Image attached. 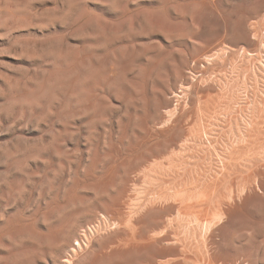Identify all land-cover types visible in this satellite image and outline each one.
<instances>
[{"label":"rangeland","instance_id":"rangeland-1","mask_svg":"<svg viewBox=\"0 0 264 264\" xmlns=\"http://www.w3.org/2000/svg\"><path fill=\"white\" fill-rule=\"evenodd\" d=\"M263 26L264 0H0V264L171 262L176 192L222 207L173 229L194 264H264Z\"/></svg>","mask_w":264,"mask_h":264},{"label":"bare ground","instance_id":"bare-ground-1","mask_svg":"<svg viewBox=\"0 0 264 264\" xmlns=\"http://www.w3.org/2000/svg\"><path fill=\"white\" fill-rule=\"evenodd\" d=\"M216 18V17H215ZM264 27V26H263ZM254 36H255V34H253ZM264 35V34H263ZM247 36V35H246ZM257 36V35H256ZM255 38V37H254ZM253 38V39H254ZM213 44H211V46H212ZM216 45V44H215ZM256 45V44H255ZM211 48V47H210ZM262 48V47H261ZM264 49V48H263ZM208 50V49H207ZM235 50V49H234ZM215 51V50H214ZM218 52H219V50H218ZM215 53V52H214ZM220 53V52H219ZM218 54V53H217ZM214 55V54H213ZM218 55H220V54H218ZM242 55V54H241ZM252 54H250L249 56H251ZM254 55V54H253ZM217 56V55H216ZM224 56V55H223ZM248 56V55H247ZM199 57V56H198ZM213 58L215 57V55L214 56H212ZM211 56H210V59L212 58ZM221 56H219V57H216V58H220ZM243 57V56H242ZM246 58V57H245ZM250 58V57H249ZM209 59V60H210ZM200 60V59H199ZM203 60V59H202ZM220 60V59H219ZM236 60V59H235ZM248 60V59H247ZM196 61V60H195ZM204 61V60H203ZM206 61V60H205ZM211 61V60H210ZM254 61V60H253ZM221 62V61H220ZM230 62V61H229ZM235 62V61H234ZM247 62V61H246ZM208 63V62H207ZM209 63H212V62H209ZM209 63L207 64V65H209ZM194 64V63H193ZM221 64V63H220ZM199 65V64H198ZM201 65V64H200ZM205 66V65H204ZM192 67V66H191ZM194 67V66H193ZM202 67V66H201ZM203 68H205V67H203ZM207 68V67H206ZM205 68V69H206ZM200 69V68H199ZM204 69V70H205ZM217 69V68H216ZM234 69V68H233ZM239 69V68H238ZM215 70V69H214ZM191 71V70H190ZM196 71V70H195ZM199 72H201V74L203 73L204 74V72H202V70L200 71L199 70ZM198 72V73H199ZM197 74V73H196ZM195 74V75H196ZM181 75H182V73H181ZM215 75V74H214ZM226 75H227V73H226ZM239 75V74H238ZM192 76H194L193 74H192ZM262 76V75H261ZM183 78V77H182ZM204 78V77H203ZM217 78V77H216ZM219 78V77H218ZM211 79V78H210ZM213 79V78H212ZM222 79V78H221ZM219 80V79H218ZM239 81V80H238ZM264 81V80H263ZM222 82V81H221ZM214 83V82H213ZM217 83V82H216ZM224 84V83H223ZM187 85V84H186ZM230 86V85H229ZM183 86H181V88L180 89H183L182 88ZM190 87V86H189ZM226 87V86H225ZM188 88V87H187ZM218 88H219V86H218ZM230 91V90H229ZM232 91V90H231ZM201 95V94H200ZM213 95V94H212ZM234 95V94H233ZM204 96V95H203ZM202 96V97H203ZM213 97V96H212ZM200 98V97H199ZM203 99V98H202ZM232 99V98H231ZM229 101V100H228ZM237 105V104H236ZM190 124V123H189ZM200 124V123H199ZM182 125V124H181ZM186 125V124H185ZM192 125V124H191ZM198 125V124H197ZM169 126V125H168ZM171 126V125H170ZM199 126V125H198ZM207 126V125H206ZM209 126V125H208ZM243 126V125H242ZM186 127H188L187 125H186ZM245 127H246V125H245ZM199 128H200V126H199ZM243 128V127H242ZM157 129V128H156ZM160 129V128H159ZM188 129V128H187ZM202 129H205V128H202ZM201 129V130H202ZM245 129V128H244ZM252 129V128H251ZM200 130V129H199ZM201 130H200V132H201ZM209 130V129H208ZM212 130V129H211ZM243 130V129H242ZM152 131V130H151ZM167 131H168V129H167ZM185 131V130H184ZM195 131V130H194ZM194 131H192V132H194ZM197 131V130H196ZM203 131H206V129L205 130H203ZM253 131V130H252ZM146 133H147V131H146ZM151 133V132H150ZM153 133V132H152ZM168 133V132H167ZM202 133V132H201ZM200 134V133H199ZM204 134V133H203ZM202 134V135H203ZM210 134V133H209ZM191 135V134H190ZM193 135H194V133H193ZM206 135L207 136H209L207 133H206ZM195 136L196 137H198V136H201V135H197V134H195ZM186 137H188V135H186ZM204 137V136H203ZM210 137V136H209ZM254 137V136H253ZM200 138V137H199ZM199 138H198V140H199ZM244 138V137H243ZM245 138H248V137H245ZM150 139V138H149ZM148 139V140H149ZM187 139V138H186ZM190 139H191V137H190ZM189 139V140H190ZM193 139V138H192ZM201 139V138H200ZM145 140V139H144ZM169 140V139H168ZM167 140V141H168ZM176 141V140H175ZM174 141V142H175ZM183 141V140H182ZM244 141V143H245V140H243ZM170 142V141H169ZM184 142H186L185 140H184ZM191 143V142H190ZM251 143V142H250ZM181 144V143H180ZM192 144V143H191ZM196 144V143H195ZM179 145V144H178ZM186 145V144H185ZM251 145V144H250ZM161 146V145H160ZM182 146H184V145H182ZM245 146V145H244ZM159 147V146H158ZM191 147V146H190ZM230 148H231V146H229ZM256 147V146H255ZM254 147V148H255ZM258 147V146H257ZM172 148V147H171ZM184 148V147H183ZM193 148V147H192ZM253 148V149H254ZM178 149H179V147H178ZM232 149V148H231ZM230 150V149H229ZM233 150V149H232ZM250 151V150H249ZM172 152V151H171ZM170 153V152H169ZM171 154V153H170ZM174 154H175V152H174ZM179 154H181L180 152H179ZM178 154V155H179ZM185 154V153H184ZM252 154V153H251ZM254 154V153H253ZM146 155V154H145ZM186 155V154H185ZM189 155H190V153H189ZM232 155V154H231ZM230 155V157H232ZM155 156V155H154ZM157 156V155H156ZM170 156H173L172 154L170 155ZM169 156V157H170ZM181 156V155H180ZM249 156V155H248ZM253 156V155H252ZM175 158H176V154H175V156H174ZM173 157V158H174ZM182 157V156H181ZM191 157V156H190ZM218 159H217V158ZM215 158L217 159V160H219V159H221V158H219L218 156H216ZM146 158V157H145ZM157 158V157H156ZM161 158V157H160ZM179 158V157H178ZM225 158V157H224ZM227 158V157H226ZM155 159V158H154ZM158 159V158H157ZM156 159V160H157ZM153 160V159H152ZM162 160V159H161ZM167 160V159H166ZM171 160V159H170ZM179 160V159H178ZM180 160H182V158L180 159ZM187 160V158L184 160V161H186ZM217 160H216V162H217ZM223 160V159H222ZM221 160V162H223ZM230 160H231V158H230ZM233 160V159H232ZM154 161V160H153ZM152 161V162H153ZM163 161H165V159L163 160ZM162 161V162H163ZM172 161V160H171ZM188 161V160H187ZM227 161V160H226ZM250 161V160H249ZM156 162V161H155ZM166 162V161H165ZM175 162H177V161H175ZM183 162V160L181 161V163ZM189 162H190V160H189ZM215 162V161H214ZM219 162H220V160H219ZM235 162V161H234ZM148 163H150V162H148ZM159 163V162H158ZM167 163V162H166ZM179 163V162H178ZM187 163V162H186ZM236 163V162H235ZM153 164V163H152ZM171 164V162L169 163V165ZM175 164V163H174ZM184 164V163H183ZM222 164H224L225 165V163L223 162ZM221 163H219V165H222ZM227 164H229V163H227ZM153 165H155V164H153ZM161 165L163 166L164 164H161V161H160V167H161ZM166 165V164H165ZM168 165V166H169ZM190 165V164H189ZM219 165H216V166H219ZM224 165H222L223 166V168H224ZM257 165V164H256ZM151 166V165H150ZM158 166V165H157ZM182 167L184 166V165H181ZM181 166H179V167H181ZM222 166H220V168L222 167ZM148 167V166H147ZM146 167V168H147ZM160 167H157L158 169L160 168ZM163 167H167V166H163ZM171 167H172V164H171ZM173 167H174V165H173ZM172 167V168H173ZM182 167H181V169H182ZM204 167V166H203ZM207 168L209 167V166H206ZM156 168V167H155ZM162 168V167H161ZM160 168V169H161ZM167 168H169V167H167ZM176 168H178L177 166H176ZM175 167H174V169H176ZM185 168V167H184ZM210 168V167H209ZM213 168V167H212ZM217 168V167H216ZM158 169H157V171H158ZM170 169V168H169ZM202 169H204V168H202ZM225 169V168H224ZM223 169V170H224ZM147 170V169H146ZM150 170H151V168H150ZM152 170H155V169H152ZM164 170V169H163ZM171 170V169H170ZM169 170V171H170ZM179 170H180V168H179ZM179 170H177V171H175V174H176V172H178ZM205 170L206 169H204V174H205ZM220 169L219 168H217V171H219ZM222 169H221V172L223 171ZM148 171V170H147ZM168 171V172H169ZM172 171L174 172V170L172 169ZM171 171V172H172ZM197 171H199V173L200 172H202L201 170H197ZM208 171V169L206 170V172ZM215 171V170H214ZM232 171V170H231ZM154 173H155V171H153ZM159 172H160V170H159ZM164 172V171H163ZM162 171L160 172V174L161 173H163ZM165 172H167V170H166V168H165ZM168 172H167V174H168ZM227 172V171H226ZM246 172H248V171H246ZM144 173V172H143ZM149 173V172H148ZM154 173H152V175H154ZM179 173V172H178ZM183 173V172H182ZM188 173V172H187ZM198 173V172H197ZM213 173V172H212ZM211 173V174H212ZM220 173V172H219ZM223 173V172H222ZM229 173V172H228ZM249 173V172H248ZM167 174H165V175H167ZM171 174V173H170ZM170 174H168V176L170 175ZM214 174V173H213ZM216 172H215V176H216ZM157 175V174H156ZM156 175H154V176H156ZM228 175V174H227ZM138 176V175H137ZM200 176H204L203 174H200L198 177L200 178ZM206 176V175H205ZM205 176H204V178H205ZM213 176V175H212ZM217 176H221V175H218L217 174ZM143 177V176H142ZM156 177H158V175L156 176ZM210 177V176H209ZM219 177H216V179L217 178H219ZM228 177V176H227ZM254 177V176H253ZM139 178H141V175H140V177ZM144 178H145V176H144ZM148 178V177H147ZM207 178V177H206ZM221 178V177H220ZM159 179H160V177H159ZM163 179H164V177H163ZM168 179V178H167ZM189 179V178H188ZM208 179H211V178H208ZM214 179V178H213ZM212 179V180H213ZM222 179V178H221ZM253 179H255V178H253ZM146 180V179H145ZM153 180V179H152ZM150 181H151V178H150ZM154 181V180H153ZM204 181V180H203ZM216 181V180H215ZM225 181V180H224ZM133 182V181H132ZM157 182V181H156ZM198 182V181H197ZM218 182H219V180H218ZM236 182V181H235ZM252 182V181H251ZM167 183V182H166ZM184 183V182H183ZM255 183V182H254ZM253 183V184H254ZM150 184V183H149ZM154 185H155V183H153ZM192 184V183H191ZM247 184V183H246ZM246 184H245V187H246ZM250 184V183H249ZM152 185V184H151ZM196 185V184H195ZM194 185V186H195ZM171 186V185H170ZM192 187H193V184L191 185ZM232 186V185H231ZM256 186H257V184H256ZM144 187H148V186H144ZM150 187V186H149ZM179 187H182V186H180L179 185ZM185 187H188V186H185ZM184 187V188H185ZM243 187H244V185H243ZM253 187V186H252ZM166 189H167V187H165ZM164 188V189H165ZM168 188H170V187H168ZM205 188V187H204ZM258 188V187H257ZM164 189H162V190H164ZM183 189V188H182ZM229 189H230V187H229ZM250 189V187L248 188V190ZM124 190V189H123ZM179 190V189H178ZM177 190V191H178ZM187 190H188V188H187ZM208 190V189H207ZM215 190V189H214ZM232 190V189H231ZM240 190V189H239ZM241 190H243L242 188H241ZM245 190H247V188H245ZM258 190V189H257ZM125 191V190H124ZM174 191H175V189H174ZM181 192L180 193H182V190H180ZM200 191H202V190H200ZM203 191H205V190H203ZM210 191V190H209ZM229 191V190H228ZM237 191V190H236ZM235 191V192H236ZM140 192V191H139ZM138 192V193H139ZM147 192V191H146ZM161 193L163 192V191H160ZM159 192V193H160ZM164 192H165V190H164ZM173 192V191H172ZM179 192V191H178ZM198 192V191H197ZM212 192H213V190H212ZM214 192H216V191H214ZM234 192V191H233ZM138 193H137V195H138ZM155 193V192H154ZM154 193H153V195H154ZM157 193H158V191H157ZM158 193V194H159ZM187 193V192H186ZM185 193V194H186ZM201 193H203V192H200V194L198 193L197 195L199 196V199L202 197V195L203 194H201ZM241 193V195H243V196H245V193L243 192V194H242V192H239V194ZM174 194V193H173ZM176 194L178 195V193L176 192ZM176 194H174L175 195V198H173V199H171V200H169L170 198H166L165 199V201L162 203V205L163 206H165V208L166 209H168V210H170L171 212V214H176L177 215V220H175V221H169L168 220V222L166 223L167 225H166V227H165V224H164V227H165V231L163 232V234L160 236V234L159 233H161V232H158V234H159V236L160 237H158L156 240H157V242H159V243H163V244H168V245H171L172 247H171V250H172V254L174 253L175 255H177V256H179L178 258H176V259H174L173 261H169V262H167V260L168 259H165L166 261V263H160V261L159 260H161V259H159L158 261H159V263H156V264H194L193 263V261H191L192 259H191V255L187 252L188 250H184V245H187V244H184V245H182L181 244V240H183L184 242H185V240L186 239H182L181 238V240L179 239V237H177L176 236V234L173 232V229H174V227L175 228H177V229H181L182 228V230L184 229V232L182 231V233H188V235H189V233H190V231L193 229V230H196V231H201L202 229H207V230H209L210 228H211V226H213V225H211L212 224V221L214 220V222L216 221V220H219L220 219V217L221 216H219V215H221V214H219V213H221L222 212V207H221V204H219L218 206H217V210H218V212L216 213V214H214V218L212 217V219H208V217H207V215H208V213L206 214V212L204 213V210L202 209V208H200V204L198 203L199 201V199H196L197 201H196V203H195V201L193 202V201H191V197H192V193H191V195L189 196L188 194L187 195H185L184 193V195H183V198L181 197V194L180 195H178L179 197H181V199H176L177 198V196H176ZM211 194V193H210ZM229 194V193H228ZM235 194H237V192L235 193ZM145 195V194H144ZM147 195V194H146ZM157 195V194H156ZM170 195V194H169ZM197 195L195 196L196 198H197ZM231 195H233L232 193L230 194V196ZM127 196V195H126ZM130 196V195H129ZM140 196V195H139ZM138 196V197H139ZM141 196H143V195H141ZM161 196V195H160ZM164 196V195H163ZM166 196V195H165ZM171 196V195H170ZM203 196H205V194L203 195ZM240 196V195H239ZM153 197V196H152ZM173 197V196H172ZM171 197V198H172ZM206 197V196H205ZM233 197V196H232ZM232 197L230 198V200L232 199ZM237 197V196H236ZM240 197H242V196H240ZM239 197V198H240ZM129 198V197H128ZM193 198H194V196H193ZM208 198V197H207ZM207 198H204L203 197V199L204 200H202V199H200V201L202 202V201H205V199H206V201H207ZM158 199H160V197L157 195V197H156V200H154V202L155 201H157ZM123 200V199H122ZM126 200H127V198H126ZM129 200H130V198H129ZM128 200V201H129ZM133 200V199H132ZM131 200V201H132ZM135 200V199H134ZM187 200H189L188 202L189 203H187L186 201ZM192 200H195V199H192ZM229 200V198H228V201H230ZM137 201V200H136ZM141 201V200H140ZM151 201H153V199L151 200ZM151 201L148 203V205L147 206H149L150 205V203H151ZM160 201V200H159ZM161 201H163L162 199H161ZM224 201H227V200H224ZM126 202V201H125ZM193 202V203H192ZM234 202V201H233ZM137 203H140V202H137ZM159 203V204H158ZM156 202V205H160V202ZM195 203V204H194ZM225 203V202H224ZM229 203H231V202H229ZM123 204V203H122ZM121 204V206L119 205V204H117V206H120V207H122L123 205ZM128 204H130V201H129V203ZM127 204V206H131V205H128ZM131 204H133V203H131ZM134 204H136L135 202H134ZM153 204V205H152ZM152 206L154 207V204L155 203H153L152 202ZM233 204H235V203H233ZM125 205V204H124ZM137 205V204H136ZM127 206H123V207H127ZM146 206V208L148 209V207ZM129 207H127L128 209H129ZM132 207H133V205H132ZM136 207V206H135ZM150 207V206H149ZM161 207V206H160ZM223 207H226V206H223ZM229 207V206H228ZM232 207V206H231ZM131 208V207H130ZM146 208H145V206H144V209L146 210ZM162 208V207H161ZM198 208H200V209H198ZM124 209V208H123ZM135 209V208H134ZM151 209V208H150ZM164 209V208H163ZM226 209V208H225ZM131 210V209H130ZM144 210V211H145ZM161 210V209H160ZM118 211H120V209L118 210ZM124 211V213L126 214V212H125V210H123ZM147 211V210H146ZM149 211V210H148ZM120 212H122V211H120ZM131 212V211H130ZM173 212V213H172ZM201 212H203V214H201ZM124 213H122L124 216H125V214ZM141 213V212H140ZM146 213V212H145ZM169 213V214H170ZM195 213H198L197 215L195 214ZM114 214V213H113ZM121 214V213H120ZM131 214V213H130ZM173 214V215H174ZM224 214V213H223ZM172 215V216H173ZM115 216H116V214H115ZM118 216V215H117ZM120 216V215H119ZM162 216H163V214H162ZM169 216V215H168ZM175 216V215H174ZM213 216V215H212ZM224 216V215H223ZM121 217V216H120ZM120 217H119V219H120ZM123 217V216H122ZM121 217V218H122ZM138 217V216H137ZM118 217H116V219H117ZM123 218H125V217H123ZM122 218V219H123ZM165 218V217H164ZM171 218V217H170ZM121 219V220H122ZM172 219V218H171ZM230 219H232V217L230 218ZM124 220V219H123ZM130 220H132V219H130ZM159 220H161V219H159ZM126 220H124V222H125ZM142 221V220H141ZM155 221V220H154ZM164 221H165V219H164ZM220 221V220H219ZM128 222V221H127ZM144 222V221H143ZM222 221H220V223H221ZM130 224H131V222H129ZM128 223V224H129ZM162 223V222H161ZM164 223V222H163ZM162 223V224H163ZM191 223H195L194 225H191ZM124 224H126V223H124ZM219 224V223H218ZM217 224V225H218ZM159 225V224H158ZM128 226V225H127ZM156 227H157V224H156ZM163 227V228H164ZM207 227V228H206ZM132 229V228H131ZM177 229H175L176 231H178ZM155 230V229H154ZM161 230H162V228H161ZM150 231V230H149ZM159 231H160V229H159ZM163 231V230H162ZM148 232V231H147ZM194 232V231H193ZM205 233H206V231H204ZM212 232V231H211ZM210 231H207V233H211ZM149 233V232H148ZM179 233H181V232H179ZM216 233V232H215ZM153 234H157V232L156 233H153ZM157 234V235H158ZM192 234V233H191ZM201 234V233H200ZM202 234H203V232H202ZM130 235H131V233H130ZM129 235V236H130ZM152 235V234H151ZM180 236H181V234H179ZM199 234H197V236H198ZM207 235H209V234H207ZM128 236V237H129ZM156 236V235H155ZM185 236V235H184ZM201 236H203V235H201ZM201 236H200V238H201ZM152 237V236H151ZM150 237V238H151ZM182 237H183V235H182ZM186 237V236H185ZM189 237V236H188ZM187 237V239L189 240V238ZM194 237V236H193ZM206 237V236H205ZM131 238V237H130ZM191 238H192V236H191ZM195 238V237H194ZM193 238V240H195ZM198 239V238H197ZM196 239V240H197ZM195 240V241H196ZM202 240V239H201ZM148 241V240H147ZM187 241V240H186ZM190 242H191V239L189 240ZM195 241H194V243H195ZM203 241V240H202ZM205 241V240H204ZM204 241L202 242V243H204ZM207 242V241H206ZM137 243V242H136ZM147 243V242H146ZM200 243V242H199ZM205 244V243H204ZM139 245V244H138ZM162 245V244H161ZM198 245V244H197ZM145 246V245H144ZM189 246H190V248H191V246H193V244L192 245H190L189 244ZM139 247V246H138ZM188 247V246H187ZM200 247V246H199ZM206 247V246H205ZM204 247V252H205V250H206V248ZM212 247V246H211ZM125 248V247H124ZM192 248H194V249H196V248H198V246L195 248V247H192ZM207 248H209V247H207ZM133 249V248H132ZM139 249V248H138ZM193 249V250H194ZM136 250V249H135ZM198 250V249H197ZM196 250V251H197ZM202 250V249H201ZM140 251V250H139ZM169 251V250H168ZM195 251V250H194ZM142 252V251H141ZM171 252V251H170ZM203 252V251H202ZM169 253V252H168ZM195 253V252H194ZM203 254V253H202ZM197 255H198V253H197ZM206 255V254H205ZM151 256V255H150ZM173 256V255H172ZM204 256V255H203ZM200 257H202V256H200ZM173 258V257H172ZM206 258V257H205ZM194 259V261H195V258H193ZM245 259H246V257H245ZM170 260V259H169ZM172 260V259H171ZM197 261V260H196ZM200 261H201V258H200ZM207 261H209L208 260V258H207ZM246 261V260H245ZM244 261V262H245ZM157 262V261H156ZM162 262V261H161ZM192 262V263H191ZM231 262V261H230ZM240 262H242V261H239V263ZM243 263V262H242ZM152 264V263H151ZM155 264V263H154ZM196 264V263H195ZM213 264V263H212ZM245 264V263H244Z\"/></svg>","mask_w":264,"mask_h":264}]
</instances>
